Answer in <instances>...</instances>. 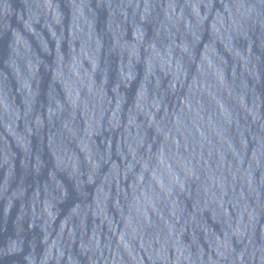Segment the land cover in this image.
<instances>
[{
    "label": "water",
    "instance_id": "obj_1",
    "mask_svg": "<svg viewBox=\"0 0 264 264\" xmlns=\"http://www.w3.org/2000/svg\"><path fill=\"white\" fill-rule=\"evenodd\" d=\"M0 264H264V0H0Z\"/></svg>",
    "mask_w": 264,
    "mask_h": 264
}]
</instances>
